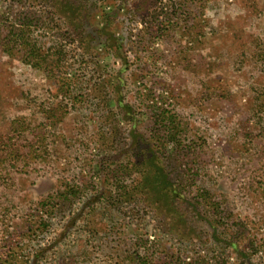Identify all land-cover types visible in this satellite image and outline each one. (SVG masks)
Listing matches in <instances>:
<instances>
[{
    "label": "rangeland",
    "instance_id": "374dc122",
    "mask_svg": "<svg viewBox=\"0 0 264 264\" xmlns=\"http://www.w3.org/2000/svg\"><path fill=\"white\" fill-rule=\"evenodd\" d=\"M144 262L264 264V0H0V264Z\"/></svg>",
    "mask_w": 264,
    "mask_h": 264
},
{
    "label": "trees",
    "instance_id": "16d2710c",
    "mask_svg": "<svg viewBox=\"0 0 264 264\" xmlns=\"http://www.w3.org/2000/svg\"><path fill=\"white\" fill-rule=\"evenodd\" d=\"M18 21H19V23H18L19 29H13L11 32L8 33V35L10 37L16 38L17 41H15V42L18 45H20L21 47L23 46V49H25V47L28 46L26 44V42L24 41V39H25L24 36L26 35L25 29H27V27L30 26V23H29V21H26V19H24V17L23 18L18 17ZM29 51H30V53H32V49H30ZM165 181H166V176L163 174V172L155 174L152 178H150L149 175L147 174V175H145V188L153 196L159 197V196H161L159 189L161 186H164ZM76 191H79V190L75 187L73 188L70 185H68V186L66 185L64 191L58 193V195L56 197L61 198V197L65 196L64 199H67V198H69V196L75 195ZM207 195H209L207 192H205V195L200 194L199 195L200 200H196V201L198 204H202V205L206 206V208L208 210L209 208L210 209L212 208V203H214L215 206L217 203H216V201L212 202L210 199H208ZM160 201H165V198L163 197L162 199H160ZM212 213L215 215H218L219 210L217 208H214L212 210ZM143 264H146V263L144 262Z\"/></svg>",
    "mask_w": 264,
    "mask_h": 264
}]
</instances>
